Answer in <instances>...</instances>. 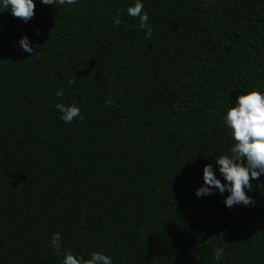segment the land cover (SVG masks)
I'll return each mask as SVG.
<instances>
[{"label":"trees","instance_id":"1","mask_svg":"<svg viewBox=\"0 0 264 264\" xmlns=\"http://www.w3.org/2000/svg\"><path fill=\"white\" fill-rule=\"evenodd\" d=\"M133 3L0 12V264H60L54 233L113 264H264V176L252 205L195 195L206 164L223 183L228 99L264 90V0H143L151 37ZM73 102L66 124L55 104Z\"/></svg>","mask_w":264,"mask_h":264},{"label":"clouds","instance_id":"2","mask_svg":"<svg viewBox=\"0 0 264 264\" xmlns=\"http://www.w3.org/2000/svg\"><path fill=\"white\" fill-rule=\"evenodd\" d=\"M41 4L52 6L56 0H39ZM63 4H75L76 0H58ZM35 0H0V12L10 11L13 17L27 22L34 15ZM123 10L118 9L113 19L114 25L122 23L119 16ZM126 12L133 18H138L139 28L144 30L146 37H151L152 26L148 23V13L144 10L143 0H134V3L126 8ZM18 46L26 53L33 52V46L27 36L18 41ZM75 81L69 80V84ZM242 94L232 102L228 99V105L222 112L221 119L229 130L233 144L227 155H220L213 159L218 165L221 179L217 177L212 164H206L202 169L203 185L195 191L197 198L213 194V190L221 195L228 193L224 199L226 207L243 204H254V200L246 195V190H251L250 180H258L264 176V90L250 88L241 91ZM57 97H63V89L56 91ZM56 110L61 114L60 120L71 124L74 119L83 120L80 107L73 102L65 105L56 103ZM51 246L59 256L60 264H113L110 255L93 251L89 258L74 254L70 250H63L59 233L51 237ZM224 248L214 249V259L219 261L224 256Z\"/></svg>","mask_w":264,"mask_h":264}]
</instances>
